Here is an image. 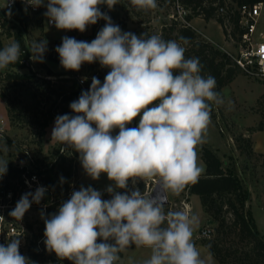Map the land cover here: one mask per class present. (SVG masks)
<instances>
[{"label": "clouds", "instance_id": "obj_1", "mask_svg": "<svg viewBox=\"0 0 264 264\" xmlns=\"http://www.w3.org/2000/svg\"><path fill=\"white\" fill-rule=\"evenodd\" d=\"M25 3L40 7L44 0ZM130 3L137 10L158 6L156 0ZM101 4L111 9L117 0H47L45 16L58 30L83 33L98 20L106 21L91 42L63 37L55 49L61 66L79 71L82 64L99 61L110 69L103 84L93 77L90 88L70 103L75 115L56 117L51 138L78 152L93 180L106 173L115 188L106 189L112 194L109 200L90 186L74 191L45 219L46 248L72 264H116L119 253L133 245L151 250L143 264H207L193 241L198 215L186 209L165 212L166 194L179 195L198 180L202 169L196 148L206 142L213 107L223 105L224 98L216 91L215 77L202 75L199 58H186L181 43L159 34L144 38L146 34L123 32L100 11ZM23 39L31 59L42 63L47 41ZM20 56V42L13 40L0 49V70ZM137 117L138 126L128 127ZM7 162L0 160V177ZM153 179L158 191L115 190L127 189L129 180L135 185ZM45 192L38 187L23 194L9 215L21 220ZM19 248L18 237L0 244V264H33Z\"/></svg>", "mask_w": 264, "mask_h": 264}, {"label": "rangeland", "instance_id": "obj_2", "mask_svg": "<svg viewBox=\"0 0 264 264\" xmlns=\"http://www.w3.org/2000/svg\"><path fill=\"white\" fill-rule=\"evenodd\" d=\"M156 3L158 5L156 9L137 10L131 5L130 0H117V4L111 9L106 4L99 5V8L123 32H131L137 36L159 34L165 40H175L173 39L174 33L182 26V23L176 18L174 2L172 0H156ZM46 5L47 0H44L42 19L40 16L28 18L25 32L28 41L39 42L41 39L47 41V51L44 53L42 65L31 59L32 54L29 51V56L24 61L26 67L10 68L8 66L6 69L0 70V93H5V98L0 97V122L3 121V133L0 135V160L8 161L7 166L19 167L22 165L29 173L50 166L60 155L67 163L70 162L72 168L67 190L54 193L52 191L48 200L49 205L57 202L56 209H59L62 203L69 200L71 194L80 190L81 187H92L101 193L103 199L102 193L107 192L106 189L109 186L115 188V184L108 179L106 173H102L98 180H93L83 169L78 152L52 141L51 132L55 125V119L61 115L63 106L61 102H54L56 99L54 95L51 96V100H47L45 97L48 94L41 96L36 93L37 98H33L32 94L36 87H42L43 91L48 92L47 89L51 84L66 83L71 86L72 83L76 85V81L79 79L84 80V84L80 87L85 88L87 83L95 77V74H92L93 66L101 75L100 81L103 84L108 72L101 69L99 61L94 62L95 64L84 63L79 71L65 70L60 64V57L55 49L61 45L62 38L65 36L74 37L78 41L91 42L104 27L106 21L98 20L96 24L89 25L83 33L78 30H58L55 25H47ZM225 10L224 8L223 12L218 11L223 25L215 19L203 20L200 17H193L188 21L196 31L201 33H196L199 34L196 37L197 41L202 39L215 49L236 56L240 48L243 49L246 45L239 40V34H232V24ZM236 10L238 11V9ZM260 11L261 15L253 36L254 41L264 38V6L260 8ZM232 12L233 10L230 14ZM187 15H190L189 11ZM15 31L16 29H11L1 33V49L13 41L10 34ZM238 70L233 80L218 91L224 98V104L213 107L206 142L196 148L197 160L202 169L200 173L202 175L204 167L200 159L199 147H207L220 158L225 169L232 170L242 180L243 187L249 197L245 202V209L252 218L256 232L264 239V79L246 76L240 69ZM7 77H13V79H7ZM64 78L67 82L61 81ZM41 89L40 91H42ZM8 110L13 116L25 111V117L35 122L12 120L8 115ZM45 117L47 124L43 126L41 122ZM138 124L139 117L133 120L132 127H137ZM118 131L119 129H115L112 134L116 135ZM239 138L249 141L250 152L242 150L244 149L242 143L239 147ZM154 181L156 182L155 179L151 181L137 180L135 185L131 181L128 192L130 193L135 188H138L142 193L151 192ZM186 187L179 195L166 194L168 204L165 205V212L186 209L198 215L200 223L193 232V241L202 257L206 258L207 264H219L207 251L208 242L215 241L213 229L216 224L212 222L207 225V218L201 208L199 198L189 195ZM115 190L121 192L123 189ZM41 213L42 211L37 209L25 216L29 223L32 244L44 232L45 221L42 219ZM206 226L212 229L210 238L197 237L199 230ZM229 241L224 244V247H230L232 240ZM235 241L237 240L234 238ZM242 247L241 244L236 243L230 248V251L236 248L240 250ZM53 254L55 253L53 252ZM150 255V249L136 248L133 245L125 250L122 258L120 257L121 259L116 264H143V261L149 259ZM224 257H226V262L230 263L231 257L237 256L233 254Z\"/></svg>", "mask_w": 264, "mask_h": 264}, {"label": "trees", "instance_id": "obj_3", "mask_svg": "<svg viewBox=\"0 0 264 264\" xmlns=\"http://www.w3.org/2000/svg\"><path fill=\"white\" fill-rule=\"evenodd\" d=\"M174 1L175 0H172V2ZM177 1L183 6V8L189 11L190 15L186 16L187 20L193 17H200L203 20L215 19L221 25H223V20L218 16V8H225V12H227L232 24V34H240L242 32V29L238 25L239 12L236 9L252 6L257 3H264V0ZM232 10L233 12L230 14ZM18 18L20 27L15 26L5 18H0V35L3 31L16 29V31L11 33L10 36L13 37V40L19 41L21 46L20 59L17 63L10 64V68L26 67L24 61H26L29 56V50L25 47L22 33V31L26 32L27 30L26 26L28 24V18L26 15H20ZM171 29L174 30L173 27H171ZM198 35L192 28L181 26L177 29L176 33H174L173 39L185 46V56L187 58H199L203 66L201 74L204 76H214L217 82L216 91H219L224 85L233 80L234 75L238 73L239 68L232 63L228 54L215 49L212 45L204 42L202 39L201 41H197L196 37H198ZM225 35L227 34L225 33ZM147 37H150V35H145L144 38ZM181 37L187 38L189 43L183 44V41L180 39ZM37 63L42 65L41 62ZM93 69L92 74H95L94 76L100 80L101 75H99L95 66H93ZM101 69L107 70V72L110 71L107 67L101 66ZM7 79H13V77H7ZM61 81L67 82L65 78ZM77 84L78 83H76V85L75 83H72L71 86L66 85V83L61 85L51 84L49 89H47L48 92L43 91L41 89L42 87H36L32 97L37 98L36 93L41 96L48 94L45 98L47 100H51V96L54 95V97H56L54 102H61L63 106L60 114H68L72 116L75 115V113H73L69 107L70 103L77 100L82 91H87L90 88L91 81L87 83L85 88H81ZM40 89L42 91H40ZM0 97L5 98V93H0ZM24 113L25 111L13 116V114H11L8 110V115L12 120L17 119L22 120V122L27 121L28 123L35 122L31 119L29 120L28 117H25ZM41 123L43 126L47 124L46 117ZM127 126L132 127L133 121ZM238 143L239 147L240 143L243 144V151L247 153L251 151L250 143L247 139L240 140L239 138ZM199 152L200 159L204 167L203 174L199 175L198 180L195 183L188 184L186 189L189 195L197 196L199 198L201 208L208 220H212V222L216 224L213 229L215 241L208 242V253L212 255L219 264H264V239H262L256 232L252 218L249 212L245 209V202L248 201L249 197L248 192H246L245 187H243L242 180L234 172H232V170H229L228 168L225 169L220 158L209 148L199 147ZM71 168V163H67L60 155V157L50 166H46L44 169H39L35 172L41 186L46 189L45 195L41 199L44 203L48 204L52 191L54 193L67 190L68 181L71 177ZM22 173L23 170L16 166H7V172L5 174L7 186H12V182L20 180ZM130 182L131 180L128 182V188ZM128 188L123 189L120 193H124L126 191L128 192ZM102 196L104 200L112 198V194L108 192L102 193ZM57 204V202L50 205L48 204L45 219L50 218L52 214L57 213ZM234 238L237 241L234 242ZM45 239L43 248L47 250ZM229 240H232L230 247H224V244ZM98 242L102 241L98 240ZM236 243L241 244L243 247L240 250L236 248L230 251V248H232V246ZM233 254L237 257H231L230 263H227L226 257L224 256ZM120 255L121 253H119V256Z\"/></svg>", "mask_w": 264, "mask_h": 264}, {"label": "built area", "instance_id": "obj_4", "mask_svg": "<svg viewBox=\"0 0 264 264\" xmlns=\"http://www.w3.org/2000/svg\"><path fill=\"white\" fill-rule=\"evenodd\" d=\"M174 5L176 8V18L180 20L182 26L190 27L196 33H200L196 31L187 20L186 16L188 10L183 8L177 0L174 1ZM262 6H264V3H257L252 6L238 9V25L242 29V32L239 34V40L246 46L243 49L240 48L236 56L228 54L231 61L246 76L257 79H264V38L256 41L253 39L261 15L260 8ZM43 9L44 5L33 7L26 4L25 0H0V18L7 19L17 27H20L18 21L20 15H26L27 18L31 16H40L42 19ZM218 11L223 12L224 8L220 7ZM47 25L53 26L54 24L50 23L47 18ZM77 83L81 86L84 84V80L79 79ZM2 125L3 121L0 122V135L3 133ZM18 168L22 169L23 173L21 174L20 180L12 182V186H7L5 174L0 177V244L6 245L11 238L18 237L20 239L19 251L21 255L28 258L33 264H72L71 261L61 259L56 254H53V252H49L43 248L45 228L41 237L34 241L33 244L31 243V231L25 216L27 213H32L40 209L44 215L42 219L45 221L48 204L44 203L42 200L39 204L32 203L21 220H17L9 215L23 194L28 192L34 193L38 187H42L35 172L29 173L22 165ZM153 184H155V181ZM211 233L212 229L206 226L199 230L197 237L209 239Z\"/></svg>", "mask_w": 264, "mask_h": 264}, {"label": "water", "instance_id": "obj_5", "mask_svg": "<svg viewBox=\"0 0 264 264\" xmlns=\"http://www.w3.org/2000/svg\"><path fill=\"white\" fill-rule=\"evenodd\" d=\"M22 33H23V37L25 38V37H26L25 32L22 31ZM24 42H25V41H24ZM25 47H26V46H25ZM26 48H27V47H26ZM27 49H28V48H27ZM28 50H29V49H28ZM153 190H157V191H158L156 182H155V184H154V186H153V188H152L151 191H153ZM155 194H156V193H154V195H155ZM166 204H168V201H167ZM210 224H212V220H209V221L207 222V225H210Z\"/></svg>", "mask_w": 264, "mask_h": 264}, {"label": "crops", "instance_id": "obj_6", "mask_svg": "<svg viewBox=\"0 0 264 264\" xmlns=\"http://www.w3.org/2000/svg\"><path fill=\"white\" fill-rule=\"evenodd\" d=\"M192 196V195H191ZM248 204H249V202H248ZM206 218H207V216H206ZM209 220H208V218L206 219V222H208ZM125 251H123V252H121V255H120V257L122 258V255H123V253H124ZM120 258V259H121ZM210 258H212V257H210Z\"/></svg>", "mask_w": 264, "mask_h": 264}]
</instances>
